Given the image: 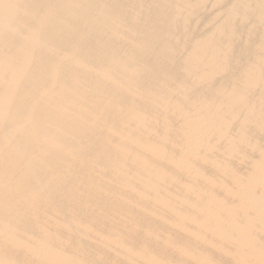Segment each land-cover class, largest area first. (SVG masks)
Masks as SVG:
<instances>
[{
	"label": "bare ground",
	"instance_id": "bare-ground-1",
	"mask_svg": "<svg viewBox=\"0 0 264 264\" xmlns=\"http://www.w3.org/2000/svg\"><path fill=\"white\" fill-rule=\"evenodd\" d=\"M0 264H264V0H0Z\"/></svg>",
	"mask_w": 264,
	"mask_h": 264
}]
</instances>
